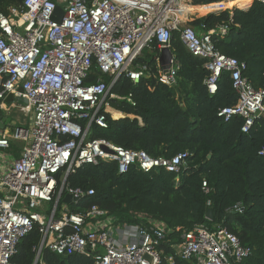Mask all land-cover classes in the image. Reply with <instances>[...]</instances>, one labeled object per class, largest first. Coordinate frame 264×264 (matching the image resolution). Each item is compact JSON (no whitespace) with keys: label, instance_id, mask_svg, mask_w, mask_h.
<instances>
[{"label":"built area","instance_id":"built-area-1","mask_svg":"<svg viewBox=\"0 0 264 264\" xmlns=\"http://www.w3.org/2000/svg\"><path fill=\"white\" fill-rule=\"evenodd\" d=\"M223 1L23 0L6 15L0 14V111L12 126L0 130V149L21 144L19 157L0 174V264H12L18 242L35 225L41 236L39 253L46 248L61 256L90 257L94 264H162L163 260L171 264L175 257L196 264H240L250 255V248L225 228L200 225L183 232L177 252L166 257L164 224L152 220L147 226L119 224L97 206L72 213L70 206L93 195V190L66 184L76 169L100 163H115L119 175L131 166L145 173L154 168L181 171L186 154L155 159L92 138L93 126L107 128L108 100L118 99L110 93L113 84L121 76L137 84L146 71L144 66H132L141 49L155 42L158 51L170 50L174 32L190 54L204 60L208 72L204 84L210 95L217 91L221 74H229L237 100L218 116L224 122L242 118L241 131L248 132L264 111V88L255 89L247 80L244 62L214 49L211 36H225L226 25L201 36L187 25L195 15L193 9ZM58 3L65 4L60 23L53 20ZM220 11L225 10L207 9L205 14ZM94 67L111 82L106 84L99 76L85 85ZM178 69L173 55L169 70H158L157 81L175 86ZM127 102L133 104L130 96ZM6 103L19 108L25 119L30 115V123L15 121ZM259 155L264 156V150ZM66 195L74 201L64 203ZM233 211L242 208L236 205Z\"/></svg>","mask_w":264,"mask_h":264},{"label":"trees","instance_id":"trees-1","mask_svg":"<svg viewBox=\"0 0 264 264\" xmlns=\"http://www.w3.org/2000/svg\"><path fill=\"white\" fill-rule=\"evenodd\" d=\"M222 0H211L217 3ZM251 0H247L246 7ZM23 0H0V14ZM197 1V5H205ZM237 5V4H236ZM219 6H222L219 4ZM237 7V6H236ZM197 36L226 25L225 36H211L214 49L229 58L244 62V76L255 89L264 88V2L254 0L244 9L209 13L188 22ZM152 54L141 56L133 67H146L137 84L121 76L110 93L111 109L123 117L112 119L105 114L106 129L93 126L92 138L106 140L126 150L143 151L152 158L171 159L186 154L185 165L178 174L154 168L145 173L131 166L119 175L115 163L83 166L67 177L66 184L84 191L93 190L77 204L72 213H83L92 206L106 211L117 223L147 226L157 221L168 230L164 255L174 256L183 232L203 225L209 230L220 226L237 237L251 250L240 264H264V111L246 134L243 119L233 117L224 122L218 113L235 105L237 96L227 72L210 95L204 84L208 76L204 60L190 54L174 32L170 51L178 63L176 84L167 87L157 81L160 69L156 63L157 44H149ZM101 76L109 84L111 78L94 67L84 84ZM131 97L133 104L127 102ZM0 117H3L0 111ZM114 118V117H113ZM8 122V121H7ZM14 152L18 145L11 143ZM203 183L206 187L203 189ZM240 205L241 212L233 211ZM211 210L212 219L207 220ZM37 226L25 234L11 257L12 264H94L90 257L57 255L43 248ZM162 264H170L163 260ZM171 264H196L195 260L174 258Z\"/></svg>","mask_w":264,"mask_h":264},{"label":"crops","instance_id":"crops-1","mask_svg":"<svg viewBox=\"0 0 264 264\" xmlns=\"http://www.w3.org/2000/svg\"><path fill=\"white\" fill-rule=\"evenodd\" d=\"M224 2V1H223ZM246 3H247V0H236V6H237V8H239V9H245L246 8ZM211 6H214V7H216V9L218 10L219 9V4H216V5H207V6H205V7H197V8H195V9H193V12H195V14H199V15H203V14H205V12L207 11V10H203V9H207V8H209V7H211ZM236 6H227L226 8H223L222 7V9H230V8H232V7H236ZM248 9V8H247ZM246 10V9H245ZM231 11V10H230ZM192 12V13H193ZM196 16L194 15V17L193 18H195ZM192 18V19H193ZM192 19H190V20H192ZM142 50H143V48L141 49V51H140V56H141V52H142ZM139 56V57H140ZM158 58V55L156 56V58H155V60ZM157 65H158V60H157ZM159 66V65H158ZM160 68V67H159ZM111 115H115V117L114 118H121V117H123L120 113H117V112H115V111H113V109H110V112H109ZM25 118V117H24ZM28 118V117H27ZM26 118V119H27ZM112 118H113V116H112ZM5 120V119H4ZM8 121V122H7ZM9 120H5V123H4V126L5 127H7V128H9V129H12V126H10L9 127ZM13 125V124H12ZM4 129V128H3ZM2 129V130H3ZM13 144H17L18 145V147H19V145H20V147L18 148V150H17V152H14L13 151V149H12V147L10 146V148L9 149H7V150H3V149H0V174L1 173H3V172H5L8 168H9V166L11 165V163H12V161L13 160H15V159H17L18 157H19V155H20V149H21V144H19V143H13Z\"/></svg>","mask_w":264,"mask_h":264},{"label":"water","instance_id":"water-1","mask_svg":"<svg viewBox=\"0 0 264 264\" xmlns=\"http://www.w3.org/2000/svg\"><path fill=\"white\" fill-rule=\"evenodd\" d=\"M64 6H65L64 3H58L56 5L55 11H54V16H53V20L54 21L60 23L61 18L63 16V7ZM172 58H173V54L168 48H163V49L159 50V53H158V65L160 67V70L163 73H166L169 70V68L171 66ZM17 100L21 104H24V105L27 104L26 100L23 99V98H18ZM4 123H5V120L0 117V130H2L4 128ZM72 201H74V199L70 195H66L63 198V202L66 203V204H70ZM206 218L209 221L212 219L211 210H208ZM38 256H39V252L37 254V258H38Z\"/></svg>","mask_w":264,"mask_h":264},{"label":"rangeland","instance_id":"rangeland-1","mask_svg":"<svg viewBox=\"0 0 264 264\" xmlns=\"http://www.w3.org/2000/svg\"><path fill=\"white\" fill-rule=\"evenodd\" d=\"M253 1L254 0H251L249 5L245 9H247L253 3ZM218 7L222 8V6H218ZM235 8H237V7H232L230 9H223V10H228L229 12H231ZM237 9H239V8H237ZM203 10H206V9H203ZM205 15H207V14H203V15L195 14V16H196L195 18H200V17L205 16ZM195 18H193V19H195ZM143 49H144V52L146 55L149 56L152 54L151 46H145ZM6 108L10 110L9 111L10 115L14 118L15 121H17L21 124H27V125L30 123V120H31L30 115L28 116L27 119H25L24 116L22 115V113L19 111V108H16L14 105L8 104V103H6ZM110 116H111V118H112V116L115 117V115H111V114H110ZM112 119H116V118H112ZM9 124H11V122H9ZM19 147H20V145H19Z\"/></svg>","mask_w":264,"mask_h":264},{"label":"bare ground","instance_id":"bare-ground-1","mask_svg":"<svg viewBox=\"0 0 264 264\" xmlns=\"http://www.w3.org/2000/svg\"><path fill=\"white\" fill-rule=\"evenodd\" d=\"M220 5H222L223 8H226L227 6H232V5L236 6V0H224V2H221ZM207 9L217 10L216 7H214V6H211Z\"/></svg>","mask_w":264,"mask_h":264}]
</instances>
